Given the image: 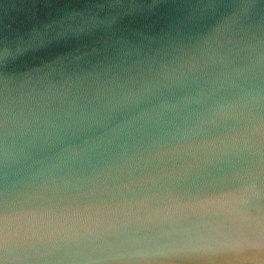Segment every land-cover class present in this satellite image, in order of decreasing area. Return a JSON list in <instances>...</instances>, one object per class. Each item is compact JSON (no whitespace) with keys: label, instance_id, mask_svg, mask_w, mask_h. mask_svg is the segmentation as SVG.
<instances>
[{"label":"water","instance_id":"water-1","mask_svg":"<svg viewBox=\"0 0 264 264\" xmlns=\"http://www.w3.org/2000/svg\"><path fill=\"white\" fill-rule=\"evenodd\" d=\"M0 264H264V0H0Z\"/></svg>","mask_w":264,"mask_h":264}]
</instances>
